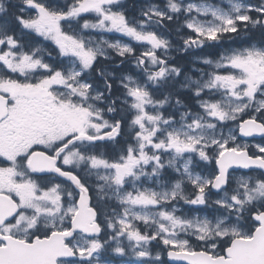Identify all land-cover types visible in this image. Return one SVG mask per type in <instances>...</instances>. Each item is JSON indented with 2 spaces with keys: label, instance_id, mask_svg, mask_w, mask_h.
Segmentation results:
<instances>
[{
  "label": "snow or ice",
  "instance_id": "1",
  "mask_svg": "<svg viewBox=\"0 0 264 264\" xmlns=\"http://www.w3.org/2000/svg\"><path fill=\"white\" fill-rule=\"evenodd\" d=\"M256 137L264 0H0V264H264Z\"/></svg>",
  "mask_w": 264,
  "mask_h": 264
},
{
  "label": "trees",
  "instance_id": "2",
  "mask_svg": "<svg viewBox=\"0 0 264 264\" xmlns=\"http://www.w3.org/2000/svg\"><path fill=\"white\" fill-rule=\"evenodd\" d=\"M254 39H259V35L258 34H256L255 35V37H254ZM214 51H216L217 52V50H214ZM179 63H182V64H186L187 63V58L185 57V58H179V61H178Z\"/></svg>",
  "mask_w": 264,
  "mask_h": 264
},
{
  "label": "rangeland",
  "instance_id": "3",
  "mask_svg": "<svg viewBox=\"0 0 264 264\" xmlns=\"http://www.w3.org/2000/svg\"><path fill=\"white\" fill-rule=\"evenodd\" d=\"M253 145L255 144V143H252Z\"/></svg>",
  "mask_w": 264,
  "mask_h": 264
}]
</instances>
